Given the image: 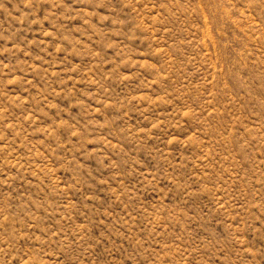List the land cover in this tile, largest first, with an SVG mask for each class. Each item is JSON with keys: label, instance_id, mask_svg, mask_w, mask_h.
<instances>
[{"label": "rangeland", "instance_id": "1", "mask_svg": "<svg viewBox=\"0 0 264 264\" xmlns=\"http://www.w3.org/2000/svg\"><path fill=\"white\" fill-rule=\"evenodd\" d=\"M0 264H264V0H0Z\"/></svg>", "mask_w": 264, "mask_h": 264}]
</instances>
